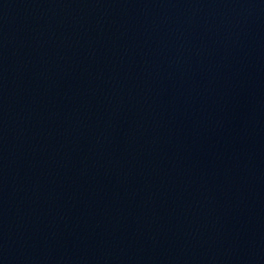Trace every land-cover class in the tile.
<instances>
[{"label": "water", "instance_id": "95a60500", "mask_svg": "<svg viewBox=\"0 0 264 264\" xmlns=\"http://www.w3.org/2000/svg\"><path fill=\"white\" fill-rule=\"evenodd\" d=\"M67 264H264V0H41Z\"/></svg>", "mask_w": 264, "mask_h": 264}]
</instances>
